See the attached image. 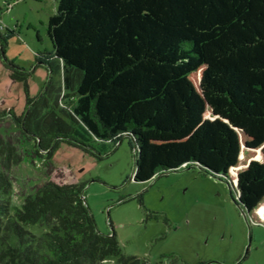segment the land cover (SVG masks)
Returning a JSON list of instances; mask_svg holds the SVG:
<instances>
[{"label": "trees", "instance_id": "trees-1", "mask_svg": "<svg viewBox=\"0 0 264 264\" xmlns=\"http://www.w3.org/2000/svg\"><path fill=\"white\" fill-rule=\"evenodd\" d=\"M1 28L0 61L27 92L22 114L6 111L49 156L61 141L91 152L80 127L98 141L128 136L134 180L198 167L264 224V0H59L46 64L62 79L38 96ZM21 158L0 136V264H150L98 229L84 185L50 180L14 206L8 171Z\"/></svg>", "mask_w": 264, "mask_h": 264}, {"label": "rangeland", "instance_id": "rangeland-1", "mask_svg": "<svg viewBox=\"0 0 264 264\" xmlns=\"http://www.w3.org/2000/svg\"><path fill=\"white\" fill-rule=\"evenodd\" d=\"M59 0H0L1 31L9 33L7 59L28 75L30 96H38L51 79L58 85L60 70L51 73L53 59L48 34L50 16ZM0 61V136L21 154L10 167L11 201L21 207L38 186L53 180L84 185V197L98 229L116 234L126 255L150 264H264V224L246 218L235 188L226 179L198 167H181L146 181L134 180L135 155L128 136L98 141L84 129L91 152L61 141L52 151L41 149L25 133L17 115L26 107L24 81H14ZM28 228L42 234L40 224ZM100 264H120L109 256Z\"/></svg>", "mask_w": 264, "mask_h": 264}, {"label": "water", "instance_id": "water-1", "mask_svg": "<svg viewBox=\"0 0 264 264\" xmlns=\"http://www.w3.org/2000/svg\"><path fill=\"white\" fill-rule=\"evenodd\" d=\"M240 206V205H239ZM242 212L244 213L245 217L247 218L248 217V214L245 210L242 209Z\"/></svg>", "mask_w": 264, "mask_h": 264}]
</instances>
